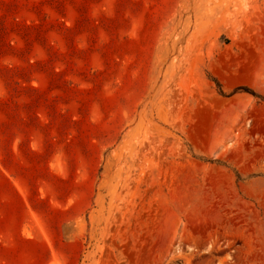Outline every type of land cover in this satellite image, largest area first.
Masks as SVG:
<instances>
[{
  "label": "rangeland",
  "instance_id": "obj_1",
  "mask_svg": "<svg viewBox=\"0 0 264 264\" xmlns=\"http://www.w3.org/2000/svg\"><path fill=\"white\" fill-rule=\"evenodd\" d=\"M0 264H264V0H0Z\"/></svg>",
  "mask_w": 264,
  "mask_h": 264
}]
</instances>
